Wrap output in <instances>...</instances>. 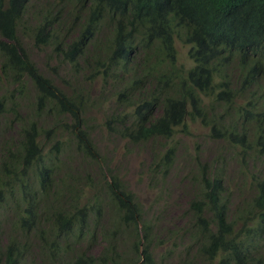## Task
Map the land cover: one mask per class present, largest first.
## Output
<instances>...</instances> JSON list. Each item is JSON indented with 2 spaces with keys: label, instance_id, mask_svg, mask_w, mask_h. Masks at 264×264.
I'll use <instances>...</instances> for the list:
<instances>
[{
  "label": "trees",
  "instance_id": "obj_1",
  "mask_svg": "<svg viewBox=\"0 0 264 264\" xmlns=\"http://www.w3.org/2000/svg\"><path fill=\"white\" fill-rule=\"evenodd\" d=\"M179 44L190 47V66L179 62ZM262 45L264 0H0V264H131L115 246L121 228L98 255L82 245L99 236L105 217L128 224L135 245L144 241L148 261L132 264H157L155 222L142 221L140 232V210L117 176L106 173L92 186L96 200L56 225L36 224L45 220L37 200L57 199L64 179L54 177L73 171L51 160L39 189L22 176L37 156L45 160L46 143L56 142L57 157L61 140H71L91 177L99 153L89 123L110 98L118 109L101 121L130 147L151 145L147 179L158 200L159 175L186 167L190 239L217 264H264ZM193 132L209 139L212 155H193L178 139ZM166 236L158 230L159 243Z\"/></svg>",
  "mask_w": 264,
  "mask_h": 264
},
{
  "label": "clouds",
  "instance_id": "obj_2",
  "mask_svg": "<svg viewBox=\"0 0 264 264\" xmlns=\"http://www.w3.org/2000/svg\"><path fill=\"white\" fill-rule=\"evenodd\" d=\"M178 47H179L178 48L179 62L184 63L187 66H190L191 65V59L189 57L190 47L187 45H180V44L178 45ZM260 48L264 52V45L260 46ZM4 92H5L4 89H0L1 96L5 95ZM108 102H110V105L107 111L118 109V104H116L112 98H110ZM91 116L98 117L94 113H92ZM98 118H99L98 120L93 119L89 123V126L91 127L90 137L92 139V142L94 141V144L99 153L98 154L99 157H96V160L93 161L99 164L92 163L93 172H91V177H89V166H86L85 164V161H86L85 154H83V151L79 150L77 148L76 143L72 142L71 140H61L62 145H61L60 152L57 154V157L55 156V154H52L50 152L53 149V146L55 145L56 142L52 141V142L46 143L47 145L45 146V149L42 154L45 160H42L40 156H37L34 162V165H30V167L28 168L27 167L21 168V172H22V176L24 177L25 185L26 184L29 185L31 182H33L32 189H36V186H37V189H39L38 185L40 182V178H41L40 176H41L42 170L44 168H48L49 162L53 159L59 158L63 168L68 167L73 171V177L66 176L63 174V172H58L56 176L54 177L55 182H57L58 180V183L60 182L61 178L64 179V181L66 179L73 181V188H74L73 190L60 191V189L58 188L59 197L55 199L51 193L50 197H48L47 204H44V202L37 200L43 209L42 216H44L45 220L43 221L40 220V223H36V224L56 225L60 223H67L68 220H65L64 216L71 217L73 219L74 212H77L79 209L84 208L86 206L89 207L96 200V198L94 199L95 193L90 198H88L90 193L96 192L94 187L92 186L93 184L98 186V182L104 183L105 181L104 176H106V173H107V176L109 179L111 175L117 176L120 183L122 184L121 189L124 190L126 193H130L129 196L132 197V203L135 204L139 208L140 212L139 213L136 212L135 215L138 219H140V223H138L140 232H142V221L153 220L155 223H152V224L157 225L159 227V230L162 231V229H166L168 231V237H169L168 242L172 241L176 246L178 245V242L182 244V248L180 249L178 253L179 261L177 264H217L218 259H215L214 261L211 260L210 252L203 247L202 241L198 237L196 238L197 242H195L194 240H191L189 237V234L185 232L183 227H181L179 230H173V229L166 228L162 225L161 226L158 225V223H163L162 220H163V216H164L163 214L165 211L164 205L161 204L160 207H158L153 212V214L148 213L142 201L139 199L137 193L134 192L129 187V185L121 179V177L110 166V164L108 163L103 153L99 150L98 144L96 143L95 138H94L95 131L97 129H103L109 135H113V134L102 123L101 119L103 118V116L99 115ZM204 138L208 142H210L207 137L204 136ZM233 167H235V165L230 164L229 171H231ZM35 181H36V184H35ZM103 189L105 188L103 187ZM186 189H188V196H187V202H188L192 194V189L190 188V186L186 187ZM8 195L11 197V194L8 193ZM153 195H154L155 201H157L158 198H157L156 193L153 192ZM105 199H106V196L104 194L103 200ZM187 202H186V205H187ZM53 205H55L54 208H52ZM1 206L3 207V203L1 204ZM2 211L3 209H0V213ZM61 213L63 215H61ZM92 214L89 213V216H91ZM46 216H48L49 219H46ZM184 222L185 220L183 217V221H182L183 226H185ZM101 225H102L101 232L99 233V236L95 234L96 238L94 240H92L91 242L88 241L82 244L85 248H90L93 243H95L96 241H99L102 247H98V249L91 247L92 251L95 252V255H98L101 250L105 249V247L108 246V240H110L111 231L116 228H121V234L118 237V239L115 241V246L117 247V252L121 254L120 256L122 257L124 253H127L129 256L130 253L132 252L133 256L132 258H129V261L131 264H132V259L134 257L139 258L140 263H143V262L146 263L148 261L144 253V241H141L139 245H135L136 241L135 239L133 240L131 228L128 226V224L113 223L111 218L107 219V217H105L102 220ZM211 229L212 230L216 229V223H211ZM155 233L157 236L156 241H158L159 240L158 230L156 228H155ZM128 237L130 238L128 239ZM73 239H74L73 235L70 234L69 240L73 242ZM156 241L154 243H156ZM72 246H75V245L73 244ZM62 248H63L62 260L64 261V263H66L65 251L68 248L65 247V238L62 241ZM151 253L155 255L152 247H151ZM38 264H40V262Z\"/></svg>",
  "mask_w": 264,
  "mask_h": 264
},
{
  "label": "rangeland",
  "instance_id": "obj_3",
  "mask_svg": "<svg viewBox=\"0 0 264 264\" xmlns=\"http://www.w3.org/2000/svg\"><path fill=\"white\" fill-rule=\"evenodd\" d=\"M26 26L30 27L28 22H26ZM22 40L25 43L27 42L24 38H22ZM30 51L38 64L42 65L44 63L42 55L39 54L36 49H32L31 47ZM100 86L101 81H97L93 84L94 95L98 92ZM106 104V106L96 111V113L99 115L106 113L110 102H107ZM197 135V132H193L190 136H183L181 133H178V139L181 138L189 143V152L193 155H196L200 151H203L204 156L212 155L210 154L212 152V144L210 142H204L203 139ZM94 138L98 144L99 150L106 157L110 166L121 177V179L137 193L149 214H153L161 204L165 206L162 220L163 223H158V225L173 230H179L183 227V214L187 207L186 202L188 196V189H186V185L184 184L186 167L182 164H178L168 176L159 175V185L161 187L158 188V193L159 196L164 199L155 201L153 192L149 190V179H147V177H149L148 153L151 145L147 144L140 148L130 147L125 141L119 140L113 135H109L103 129H97L94 133ZM59 189L60 191L73 190V181L66 179L59 186ZM94 193L95 192L90 193L88 198ZM165 200L168 202L167 207ZM154 226L159 230L157 225ZM91 247L98 249V247H102V245L99 241H96ZM152 248L157 256V264H177L179 261L178 253L182 248V244L178 242V245L176 246L172 241L168 242V236H166L163 240V244L156 241V243H153ZM132 256L133 253L131 252L128 258H132Z\"/></svg>",
  "mask_w": 264,
  "mask_h": 264
}]
</instances>
